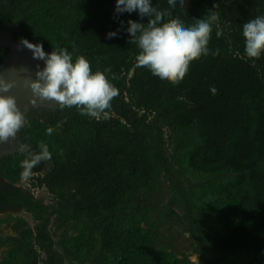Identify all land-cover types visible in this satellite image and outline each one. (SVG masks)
<instances>
[{
	"label": "trees",
	"instance_id": "1",
	"mask_svg": "<svg viewBox=\"0 0 264 264\" xmlns=\"http://www.w3.org/2000/svg\"><path fill=\"white\" fill-rule=\"evenodd\" d=\"M39 0H0V23H20L29 6ZM85 8L57 13L52 30L73 56L84 55L93 71L110 68L109 79L121 90L127 86L135 108L150 111L157 124L169 129L199 127L201 140L187 153L190 167L197 172L233 171L236 176L218 185L207 208L208 225L202 249L225 258L233 248L248 257L244 264H264V53L259 59L244 54L242 27L249 19L264 15V0H179L173 16L190 25L209 9L218 12L222 36L213 25L209 48L218 55L191 63L179 84L163 81L148 68L136 67L138 48L129 44L124 30L127 20H141L138 12L115 17L116 0H80ZM167 9V0H151ZM216 6V7H214ZM123 20L121 27L119 21ZM144 23L147 17L143 18ZM109 31L117 37L107 38ZM14 35L32 43L28 29L19 27ZM44 47V46H43ZM45 52L49 49L44 47ZM8 52L0 45V64ZM216 87L213 95L211 87ZM120 95L113 99L117 106ZM67 120L85 131L74 135L52 153L40 181L55 195L57 209L84 213L90 218L121 209L130 192L149 189L162 172L161 152L146 143L141 131L113 116L97 121L80 115L75 107L56 109L53 124ZM21 137L29 141L24 129ZM17 152L0 157V170L16 181L20 178ZM0 204L32 213L36 241L45 252L44 264H63L51 235L49 206L21 189L0 188ZM78 252L92 254L99 248L111 257V264H194L167 249L152 245L150 233L137 221L125 217H102L98 222L82 221L74 240ZM10 263L17 258L10 257Z\"/></svg>",
	"mask_w": 264,
	"mask_h": 264
},
{
	"label": "rangeland",
	"instance_id": "2",
	"mask_svg": "<svg viewBox=\"0 0 264 264\" xmlns=\"http://www.w3.org/2000/svg\"><path fill=\"white\" fill-rule=\"evenodd\" d=\"M85 6L86 3L80 0H39L29 6L20 23H16L15 31L20 25L24 26L35 41L51 52L52 47L57 45L65 47L51 28L53 17L67 9ZM56 109H49L45 105L33 109L30 105L26 110L28 126L24 131H27L29 143L34 149L43 141L53 153L72 136L85 133L67 120L53 124L52 114ZM108 115L141 131L146 143L161 152L162 172L155 183L149 189L130 192L127 204L121 209L106 212L98 218L57 209V197L40 185L49 161L34 169L28 181L21 178L12 181L0 170V188L21 189L49 206L51 235L63 264H111V257L101 248L88 254L78 252L74 245L80 223L98 222L102 217H125L137 221L149 231L154 247L167 249L179 257H188L194 264L247 262V255L239 248H233L223 259L202 249L211 193L236 174L230 170L197 172L190 167L186 153L201 140L199 127L195 125L193 129L174 130L155 123L150 111L135 108L127 86L121 90L118 105L111 108ZM49 127L54 129L51 135L46 133ZM34 224L29 211L0 204V264H44L46 254L38 246ZM12 256L17 258L15 263L7 261Z\"/></svg>",
	"mask_w": 264,
	"mask_h": 264
},
{
	"label": "clouds",
	"instance_id": "3",
	"mask_svg": "<svg viewBox=\"0 0 264 264\" xmlns=\"http://www.w3.org/2000/svg\"><path fill=\"white\" fill-rule=\"evenodd\" d=\"M169 8L159 9L151 0H116L115 17L122 13L138 12L141 20H127L124 29L129 34V44L138 48L135 56L136 67L148 68L154 76L176 85L186 76L193 61L210 54L218 55L219 49L211 51L209 42L213 25H217L219 14L211 9L202 17L194 18L188 25L179 17L173 16L177 0H167ZM183 8L185 0H179ZM216 7V6H214ZM147 17L144 23L143 18ZM124 21L120 20L121 27ZM217 25L216 36H222ZM244 54L249 59H259L264 53V15L249 19L243 24ZM118 31H109L107 38L117 37ZM31 50L32 58L44 62L35 66L33 72L27 66L0 68V144L17 141V134L28 126V116L21 110L13 89L29 93L27 99L31 108L52 105L63 111L75 107L80 115L97 121L107 119L112 101L120 95L119 89L111 82L118 79L111 69L93 71L90 61L84 55L73 56L67 47H52L45 52L42 43H32L21 37L20 46ZM213 95L216 87H211ZM54 129H46L51 135ZM20 160V178L28 181L33 170L43 162L52 159L49 146L41 141L34 149L20 136L15 144Z\"/></svg>",
	"mask_w": 264,
	"mask_h": 264
},
{
	"label": "water",
	"instance_id": "4",
	"mask_svg": "<svg viewBox=\"0 0 264 264\" xmlns=\"http://www.w3.org/2000/svg\"><path fill=\"white\" fill-rule=\"evenodd\" d=\"M16 30V23L1 24L0 23V45L8 48V52L0 64V68L7 69L12 66H27L32 71H35V66L39 64L44 66V62L41 60H35L32 58L31 50L24 48L22 45L18 49L20 40L15 37L14 32ZM13 94L17 96L18 104L22 111H25L30 106L28 104V95L26 91L19 89H13ZM49 109H56L52 105H45ZM21 134H17V141ZM17 141H10L7 144H0V157L6 154L15 153V144Z\"/></svg>",
	"mask_w": 264,
	"mask_h": 264
}]
</instances>
